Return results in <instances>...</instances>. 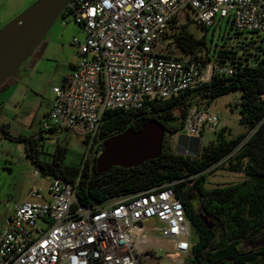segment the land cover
Here are the masks:
<instances>
[{"label": "built area", "instance_id": "1", "mask_svg": "<svg viewBox=\"0 0 264 264\" xmlns=\"http://www.w3.org/2000/svg\"><path fill=\"white\" fill-rule=\"evenodd\" d=\"M186 9L202 28L226 19L239 32L264 34V0H70L58 19L76 24L83 38L72 39L77 61L52 88L42 130H66L97 157L102 144L94 138L105 111L138 110L208 82L213 72L231 74V67L209 63L211 74L204 78L197 53L171 52L183 26L177 15ZM217 122L208 107L192 106L182 132L199 137ZM42 179L29 190L31 200L16 204L4 222L0 264H143L161 258L162 242L171 246L164 259L172 263L191 253L189 222L169 184L83 207L77 180ZM150 221L159 225L157 235L145 227Z\"/></svg>", "mask_w": 264, "mask_h": 264}, {"label": "trees", "instance_id": "2", "mask_svg": "<svg viewBox=\"0 0 264 264\" xmlns=\"http://www.w3.org/2000/svg\"><path fill=\"white\" fill-rule=\"evenodd\" d=\"M174 39L183 54H198L201 48L208 52L204 38L195 39L183 26L175 32ZM229 40H235L234 44L226 47L223 41L217 53H212L215 59L209 53L205 55V64L231 67V74L213 72L208 82L176 97L146 103L138 110L105 111L94 138L99 145L127 129L138 130L149 119L163 126L159 157L137 167H112L96 176L93 148L81 166L75 167L63 163L66 150L59 145L51 154H43L39 141L46 138L41 133L37 138H14L9 124L1 123L0 135L23 143L25 156L40 176L58 177L67 183L77 180L76 196L83 207L169 184L197 235L191 245L192 264H264V248L244 251L241 247L264 231V39L239 41L234 35ZM198 60L203 67L200 54ZM230 93H239L238 104L233 107L245 132L231 137L230 131L222 128L216 132L215 141L201 147L195 157L177 154L166 145L165 137L181 132L192 106L207 108L214 99ZM225 158L224 169L243 173L246 178L232 185L205 188L204 172Z\"/></svg>", "mask_w": 264, "mask_h": 264}, {"label": "rangeland", "instance_id": "3", "mask_svg": "<svg viewBox=\"0 0 264 264\" xmlns=\"http://www.w3.org/2000/svg\"><path fill=\"white\" fill-rule=\"evenodd\" d=\"M35 1L36 0H34V2ZM177 20L195 39L203 37L205 40V46L208 48V52H206L204 48H201L198 52V54H200V60L204 65L202 67L204 78H207L209 74H211V66L205 64L207 63L205 55H208L209 53L208 56L211 59H215L213 58L215 57V54L212 53H217L216 51L223 45V41L225 42L226 47H229L235 42V40H229V38L234 35L238 37L239 41H249L250 38L254 40L264 39V34H249L236 31L231 26V21L226 19H215L213 25L207 28L199 27L193 22V14L189 9L178 13ZM76 28L79 30V27L72 21H67L66 24L62 26L61 20L57 19L46 35L48 36V34L56 33L58 31L64 33L65 48L62 53L64 57L68 59L74 58L75 56L74 49L76 47L72 44V39H80V35L72 34L73 30ZM222 38H224V40H222ZM170 50L174 55H181V52L177 48H171ZM26 61L12 76L13 78L19 76L20 78L18 79L20 83L16 97L18 99V104L13 103V98L9 100V89L3 92L0 91V100L4 102V110L3 114H1V118L9 124V133L12 137L16 138L18 135H21L37 138L41 133L43 138H46L45 140L39 141V149L42 150L43 154H51L55 146L59 145L66 150L63 161L65 165L75 167L81 166L88 154V146L84 144L82 138L77 137L66 130L58 129L54 133H48L41 131L40 129L42 123L45 121L43 120V112L51 102L52 85H54L55 80L63 70L64 63H62V61L58 62L57 60H52L47 63L39 77V94H35V92H29L24 86H22L26 84V80L22 74V68ZM24 97H26V101L22 103L20 99H23ZM235 99L239 101V93H230L218 97L210 103L208 110L218 116V122L213 127L206 126L203 129L198 137L199 142L197 148L196 144L193 143V151H181L178 148V137L183 135L182 130L173 137L166 136V145H168L175 153L178 149L183 155L195 157L201 147L215 141L216 132L220 131L222 128H227L230 131L231 137H235L236 135L245 132V127L238 121V111L233 107ZM225 135L227 134L225 133ZM187 146H190L189 142ZM226 161L227 158L204 172L206 179L205 188L210 189L218 186L232 185L246 178L243 173H235L224 169ZM34 171V166L25 156L23 143L4 138L0 135V231L3 229L5 220L12 213L14 206L22 201L31 200L29 190L33 186L41 185L43 183L42 177H34ZM38 226H42V224L38 223ZM157 226L159 227L154 221L145 224V227L151 230V232H149L151 235H157V232H155ZM188 231L189 235L186 240L192 245L197 241V235L190 224L188 225ZM161 245L162 249L159 251V257L161 258L150 259L143 264H192L193 258L190 252L182 256L181 261L178 260L175 263L164 259V252L171 251V246L165 242H162ZM241 247L244 251H257L264 248V231L260 235L244 242Z\"/></svg>", "mask_w": 264, "mask_h": 264}, {"label": "water", "instance_id": "4", "mask_svg": "<svg viewBox=\"0 0 264 264\" xmlns=\"http://www.w3.org/2000/svg\"><path fill=\"white\" fill-rule=\"evenodd\" d=\"M70 0H36L0 28V87L18 71L40 45ZM163 126L147 120L138 130L127 129L102 142V152L94 160L96 176L112 167L134 168L159 157ZM190 143L188 147L187 144ZM199 138L178 137L181 151H193ZM176 150L177 154H182Z\"/></svg>", "mask_w": 264, "mask_h": 264}, {"label": "crops", "instance_id": "5", "mask_svg": "<svg viewBox=\"0 0 264 264\" xmlns=\"http://www.w3.org/2000/svg\"><path fill=\"white\" fill-rule=\"evenodd\" d=\"M34 0H0V28L9 20H11L14 16H16L21 10L29 6ZM62 25V24H61ZM63 26V25H62ZM72 34L80 35V39L83 38V32L79 28L73 30ZM65 37L64 33L62 32H54L52 34H48L40 45L35 49V51L31 54V56L27 59L24 67L22 68L23 77L26 80V84L22 85L25 87L26 90L29 92H35V94H39V77L41 76L44 68L46 67L47 63L54 60V61H62L64 63L63 70L58 75L57 79L52 85L57 86L60 84L61 80L67 75L69 72L72 71L76 64V48L74 49V58L68 59L65 58L63 55ZM19 76L12 77L8 84L4 87L3 91H7L9 95V100L12 98L14 99L13 103L18 104L17 93L19 89L20 81ZM52 94V92H51ZM53 96L51 97L52 101ZM20 101L24 103L26 101V97L23 99L21 98ZM3 101L0 100V124L5 123L8 124L6 121H3L1 118V114H3ZM51 102L49 106L43 112V120H45L46 115L50 109Z\"/></svg>", "mask_w": 264, "mask_h": 264}]
</instances>
